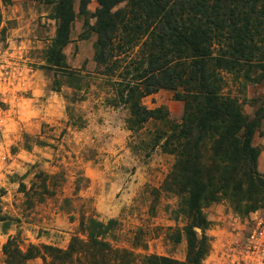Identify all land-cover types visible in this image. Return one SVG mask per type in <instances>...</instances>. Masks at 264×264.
<instances>
[{"label": "rangeland", "instance_id": "rangeland-1", "mask_svg": "<svg viewBox=\"0 0 264 264\" xmlns=\"http://www.w3.org/2000/svg\"><path fill=\"white\" fill-rule=\"evenodd\" d=\"M55 1H27L11 14V4L0 2V264H7L4 248L10 241L23 253L38 249L40 257L27 264H54L44 248L65 252L74 238L87 242L90 220L114 222L105 241L130 253L133 264L151 256L184 263L182 199L165 188L175 157L152 149L164 125L151 121L132 132L128 110L108 105L111 90L97 74L96 36H83L79 0L64 55L82 82L48 70L57 31ZM97 7L92 0L88 9L93 14ZM225 93L239 97L249 116L264 110V81L245 83L227 75ZM143 104L164 109L173 123L182 121L183 104L172 92L161 90ZM253 144L264 175V120ZM203 212L211 222L203 264H264V209L242 216L221 201Z\"/></svg>", "mask_w": 264, "mask_h": 264}, {"label": "trees", "instance_id": "trees-1", "mask_svg": "<svg viewBox=\"0 0 264 264\" xmlns=\"http://www.w3.org/2000/svg\"><path fill=\"white\" fill-rule=\"evenodd\" d=\"M96 1L92 14V0H79V16L85 39L96 36L97 74L111 90L107 103L128 110L126 124L132 132L151 121L164 125L156 131L152 149L175 157L165 188L182 199L187 220L186 262L151 256L143 264H203L210 253L205 232L211 226L204 206L227 201L242 216L264 209L260 150L253 144L264 110L249 116L239 97L225 93L227 75L245 83L264 81V0ZM76 2H51L57 31L47 63L48 70L82 82L64 55L78 17ZM59 88L55 75L54 89ZM161 90L183 104L181 123L169 121L164 109L144 106L145 98ZM113 224L90 220L87 242L74 238L65 252L44 249L54 264H70L75 256H81L78 264H133L130 253L105 241ZM13 247L10 241L4 248L7 264H27L41 255L35 247L27 253Z\"/></svg>", "mask_w": 264, "mask_h": 264}, {"label": "crops", "instance_id": "crops-1", "mask_svg": "<svg viewBox=\"0 0 264 264\" xmlns=\"http://www.w3.org/2000/svg\"><path fill=\"white\" fill-rule=\"evenodd\" d=\"M31 0H11V6L9 7L8 13H14L16 10H19V7L23 6L24 3Z\"/></svg>", "mask_w": 264, "mask_h": 264}]
</instances>
